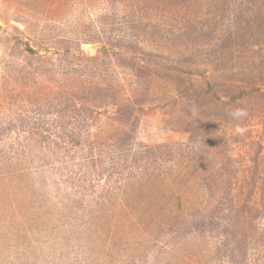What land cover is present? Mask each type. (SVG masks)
<instances>
[{
	"label": "rangeland",
	"instance_id": "obj_1",
	"mask_svg": "<svg viewBox=\"0 0 264 264\" xmlns=\"http://www.w3.org/2000/svg\"><path fill=\"white\" fill-rule=\"evenodd\" d=\"M0 264H264V0H0Z\"/></svg>",
	"mask_w": 264,
	"mask_h": 264
},
{
	"label": "trees",
	"instance_id": "obj_2",
	"mask_svg": "<svg viewBox=\"0 0 264 264\" xmlns=\"http://www.w3.org/2000/svg\"><path fill=\"white\" fill-rule=\"evenodd\" d=\"M120 150V152H119V154H120V156H121V154H122V149H119ZM129 151L130 150H128L127 152H128V154H129ZM123 156V155H122ZM128 155L126 156L125 155V158L123 157V161H125V163H123V170L125 169V170H127V168H128ZM114 164V163H113ZM113 171V170H112Z\"/></svg>",
	"mask_w": 264,
	"mask_h": 264
}]
</instances>
